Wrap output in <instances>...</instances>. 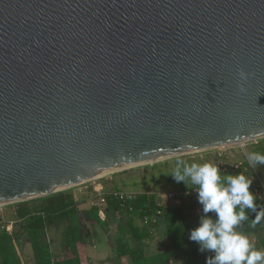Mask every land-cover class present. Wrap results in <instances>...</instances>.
Returning a JSON list of instances; mask_svg holds the SVG:
<instances>
[{
    "label": "water",
    "instance_id": "1",
    "mask_svg": "<svg viewBox=\"0 0 264 264\" xmlns=\"http://www.w3.org/2000/svg\"><path fill=\"white\" fill-rule=\"evenodd\" d=\"M260 133L264 0H0V206Z\"/></svg>",
    "mask_w": 264,
    "mask_h": 264
},
{
    "label": "trees",
    "instance_id": "2",
    "mask_svg": "<svg viewBox=\"0 0 264 264\" xmlns=\"http://www.w3.org/2000/svg\"><path fill=\"white\" fill-rule=\"evenodd\" d=\"M261 144H264V139L258 140L251 152L264 154V146ZM248 162L246 164L251 168ZM239 171H234L232 175L241 174ZM171 174L168 173L166 179L174 184L176 181ZM176 185L178 191L175 193H180L181 196L194 190L190 183L185 185L179 182ZM112 190L119 189H104L105 192ZM105 197L106 206L102 212L110 217L118 215L120 220L117 225L118 235L114 240V251L118 260L126 258L129 264H176L174 253H177L182 264H206L210 253H200L199 245L189 240L190 231L198 225L202 215L201 205L197 223L194 224L180 205L161 206L154 194L137 193L123 204L110 195ZM78 205L71 190L66 189L45 197L4 206L14 207V210L7 217L0 214V264H25L23 244L30 247L31 264H86L83 256L85 239L81 222L82 211L78 209ZM255 206L256 213L246 209L248 219L237 230L245 235H257L261 251H264V235L260 236L264 234V217L255 222L257 213L264 212V204L255 201ZM84 213L89 222L106 225V219L99 214L98 208L91 207ZM144 219L149 220L147 225L143 224ZM9 225L10 230H7ZM59 226H62L61 253L54 254L48 233L51 228ZM153 230H161L167 243L163 250L150 254L146 251L144 242L151 239Z\"/></svg>",
    "mask_w": 264,
    "mask_h": 264
},
{
    "label": "rangeland",
    "instance_id": "3",
    "mask_svg": "<svg viewBox=\"0 0 264 264\" xmlns=\"http://www.w3.org/2000/svg\"><path fill=\"white\" fill-rule=\"evenodd\" d=\"M257 141L258 140H253L204 152L140 163L132 167L104 174L103 176H99L68 189L71 190L72 194H75L78 200H81V203H85V208L88 210L91 209V204L95 199L92 186L94 187L97 184H102L106 190L119 189L132 195L137 193L154 194L157 203L161 206L180 205L184 212L192 218V222L196 224L197 215L200 209L197 197L186 194L181 196V200H179L180 202L178 204L169 202L166 197L167 194L178 191V186L176 185V182L171 184L167 181V174L174 171L178 160H183L188 164L193 162L198 164L211 163L217 166L223 164L220 168L222 175H225L226 173L234 174L232 166L241 162L243 163V166L239 171L241 174H244L246 178L252 180V182H254L256 178H259L264 182V167L258 165L256 167L257 170H253L254 167H251V169L246 164L248 161L247 153L252 151L253 147L257 144ZM261 146H264V144H261ZM83 186H91V188L81 189L82 191H79V188H82ZM4 206L6 205L0 206V214L7 217L13 212L14 207L5 208ZM84 212L85 210L82 211L81 218L84 233L83 237L85 239L84 245H90L89 253H97V255H93V257L90 256L92 262H89L88 260V262L86 261V264H129V261L126 258L118 260L114 251V240L118 235L117 225L120 221L119 216L115 215L114 217H110L101 212L102 217L106 219V225L101 226L89 222L86 219ZM61 230L62 226H59L57 228H51L48 233V238L51 241V248L54 254L61 253ZM263 235V233L260 234V236ZM246 236L254 249L261 251L258 243V236L253 233H248ZM166 243L167 242L163 237L161 230H153L151 233V239L144 242L145 249L150 254L158 250H163ZM92 245H94V248H91ZM22 250L24 263L31 264L32 259L29 245L23 244ZM174 257L176 264H182L179 254L174 253Z\"/></svg>",
    "mask_w": 264,
    "mask_h": 264
},
{
    "label": "clouds",
    "instance_id": "4",
    "mask_svg": "<svg viewBox=\"0 0 264 264\" xmlns=\"http://www.w3.org/2000/svg\"><path fill=\"white\" fill-rule=\"evenodd\" d=\"M238 75L246 82L254 73L241 69ZM239 90L246 92L244 83L239 84ZM247 160L254 168L264 165V154L247 153ZM171 176L177 183H190L197 193L202 215L189 240L199 245L200 253H210L206 264H264V251L254 249L247 236L237 230L248 219L246 209L257 212L255 194L250 190L252 180L244 174L222 176L219 166L211 163L188 164L183 160L176 162ZM262 217L264 212L257 213L255 222Z\"/></svg>",
    "mask_w": 264,
    "mask_h": 264
},
{
    "label": "built area",
    "instance_id": "5",
    "mask_svg": "<svg viewBox=\"0 0 264 264\" xmlns=\"http://www.w3.org/2000/svg\"><path fill=\"white\" fill-rule=\"evenodd\" d=\"M218 166L219 168H221L223 164H219ZM242 166H243V163L239 162V163L234 164L232 166V169L234 171H238L242 168ZM250 190L255 194V201H259L264 204V183L259 178H256L255 181L252 182ZM93 194H94L95 199H94V202H92L91 206L98 208L100 215H101L102 209L105 208L106 206V197H105L106 195L112 196L113 198H115L122 204L123 202H126L130 200L131 198H133L132 194L126 193L122 190H112L109 192H105L101 186H99L98 188L94 187ZM186 194L197 195L195 190H193L191 193L188 192ZM179 196L181 197L180 193L171 192V193H168L166 197L172 203L178 204L180 200ZM148 222H149L148 219L143 220L144 225H147ZM7 230H10V226L9 227L7 226Z\"/></svg>",
    "mask_w": 264,
    "mask_h": 264
},
{
    "label": "crops",
    "instance_id": "6",
    "mask_svg": "<svg viewBox=\"0 0 264 264\" xmlns=\"http://www.w3.org/2000/svg\"><path fill=\"white\" fill-rule=\"evenodd\" d=\"M85 185H86V184H85ZM99 186H101V187L103 188V190H104V187L102 186V184H97V185H95L94 187H95V188H98ZM94 187L92 186V191H93ZM87 188H91V186H83L82 188H79V191H82L83 189H87ZM81 189H82V190H81ZM72 195H73V197H74V200H75L76 202L79 203V205H78V209H79L80 211H83V210L87 211L88 209L85 208V203H81V200H78V199L76 198L75 194H72ZM168 201H169V200H168ZM169 202H171V201H169ZM179 202H180V201H179ZM89 246H90V245H86V246L83 248V256L85 257V259H86L87 262H88V260H89V262H92L90 256L93 257V255H97V253H94V252L89 253V248H90ZM91 248H94V245H92Z\"/></svg>",
    "mask_w": 264,
    "mask_h": 264
},
{
    "label": "bare ground",
    "instance_id": "7",
    "mask_svg": "<svg viewBox=\"0 0 264 264\" xmlns=\"http://www.w3.org/2000/svg\"><path fill=\"white\" fill-rule=\"evenodd\" d=\"M105 174V173H104ZM104 174L100 175V176H103Z\"/></svg>",
    "mask_w": 264,
    "mask_h": 264
}]
</instances>
